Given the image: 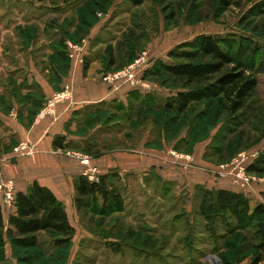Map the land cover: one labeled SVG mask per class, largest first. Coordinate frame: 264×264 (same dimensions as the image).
I'll return each mask as SVG.
<instances>
[{"label":"rangeland","instance_id":"374dc122","mask_svg":"<svg viewBox=\"0 0 264 264\" xmlns=\"http://www.w3.org/2000/svg\"><path fill=\"white\" fill-rule=\"evenodd\" d=\"M201 34L260 49L258 96L264 104V0H143L138 7L131 0H0V157L16 154V147L28 143H21L17 127L36 121L48 101L44 85L62 81L58 73L66 71L68 44L84 47L82 65L102 66L104 82L106 74L143 52L153 64L173 62L167 53ZM145 80L154 86L151 93L159 104L175 92L173 81L164 87L156 77ZM142 101L128 95L81 108L70 120L73 130L67 127L74 142L69 152L88 156L94 167L93 160L106 155L130 156L144 149L190 156L194 163L182 166L178 163L186 160L175 157L164 173L158 167L110 170L120 174L110 182L121 195L122 210L106 216L99 213L100 206L68 210L76 230L71 243L56 247L46 233L40 234L36 249H13L7 242L0 264L252 262L257 222L237 230L228 216L207 220L201 214L200 188L217 190L228 178L233 184L222 167L239 153L257 150L264 155V112L237 120L212 101L176 115ZM199 166L219 172L216 181L201 180ZM250 176L253 182L241 193L254 209L264 205V173Z\"/></svg>","mask_w":264,"mask_h":264},{"label":"trees","instance_id":"16d2710c","mask_svg":"<svg viewBox=\"0 0 264 264\" xmlns=\"http://www.w3.org/2000/svg\"><path fill=\"white\" fill-rule=\"evenodd\" d=\"M131 1L137 7L143 4V0ZM65 53L68 57V49ZM259 53V48L244 42L231 43L220 36L201 34L171 49L167 57L173 62L156 61L144 73V79L156 77L164 87L170 81L174 82L175 92L166 97L162 104L156 102L157 98L152 93L131 90L129 95H137L143 101L152 102L160 110L176 115L185 114L197 103L216 101L222 110L229 112L235 119L248 121V113L251 116L256 111L264 112V104L258 96V75L262 73L257 65ZM70 65L68 57L64 75H67ZM89 65V62L84 64L85 71ZM58 76L63 79L62 74L58 73ZM73 146V140H68L64 135L56 136L53 141L55 150L68 152ZM247 172L264 173V155L250 163ZM112 177L119 178L120 174H103L98 182H91L83 175L78 177L75 197L77 211H85L90 207L97 210L100 206L99 213L106 216L122 210L121 195L112 186ZM200 189L204 192L201 214L207 220L216 215L228 216L234 221L237 230L248 229L254 221L257 222L255 237L258 243L254 246L255 257L250 264L264 262V205L257 204L251 209L248 198L241 192ZM13 210L6 223L4 213ZM9 211L0 203V251L7 242L13 249H36L40 246L42 233L52 238L56 247H65L76 234L64 204L52 190L36 181L27 192H17L14 208Z\"/></svg>","mask_w":264,"mask_h":264},{"label":"crops","instance_id":"0c3cea01","mask_svg":"<svg viewBox=\"0 0 264 264\" xmlns=\"http://www.w3.org/2000/svg\"><path fill=\"white\" fill-rule=\"evenodd\" d=\"M103 73L105 71H103L102 66L90 64L85 71L84 65L75 61L70 65L67 75H63L61 82L54 81L52 84L50 82L46 85L43 84L45 86V100L62 90L66 83L72 86V96L70 100H66L57 106L55 116L39 122L33 121L28 128L18 124L20 128L17 127V132L21 143H30L33 147L32 153L27 156H16V154L10 153L0 157V174L15 181L17 192H27L30 185L36 181L52 190L58 200L64 204L66 211H75L76 181L78 177L82 176L84 166L77 158L68 155L67 152L55 150L53 141L58 135L67 136L68 140L72 139L69 138L67 127L69 130H73L74 127L69 124L70 120L81 108L109 99H124L129 95L130 88L123 86L114 91L108 84L101 81L100 76ZM57 86H60V90H57ZM124 155L121 153L106 155L93 160V163L99 168L101 175L107 174L113 169L124 172L149 170L153 167L161 168L160 171L164 173L165 169L173 165L171 163L174 161L176 163L175 157L171 153L163 156L147 149L138 151L135 155ZM193 161L192 158L190 162L183 161L184 164L183 162L178 164L185 166ZM161 164L164 165L161 166ZM199 168L198 170L202 172L199 177L201 180L213 182V177L215 178L214 181L218 178L219 172L216 170L201 171V166ZM199 174L196 175L199 176ZM228 179L221 182L217 190L225 189L239 192L234 189L231 178ZM13 212L14 210L5 213L8 217Z\"/></svg>","mask_w":264,"mask_h":264},{"label":"built area","instance_id":"2783aa9c","mask_svg":"<svg viewBox=\"0 0 264 264\" xmlns=\"http://www.w3.org/2000/svg\"><path fill=\"white\" fill-rule=\"evenodd\" d=\"M84 47L79 45L68 44L69 58L79 63L83 62ZM153 62L147 52H143L138 58L131 64L124 68L108 73L103 77L110 88L114 91L119 90L122 86H128L131 90H137L141 93H151L154 91V86L147 82L143 76L144 73L152 66ZM72 96V86L66 84L61 92L56 93L53 97L48 99L45 107L39 112L36 122L48 118V116H54L56 108L59 104L66 100H70ZM33 151V147L30 143L22 144L14 149L16 155H30ZM68 155L77 158L84 166L82 175L91 182H98L101 176V172L97 167L91 166V161L88 156L80 155L78 153L67 152ZM174 157L178 159H185L190 162L192 158L190 156L178 155L173 153ZM259 156L257 150L244 151L236 155L229 164L222 167V175L231 176L233 178V184L239 192H245L248 186L251 185L254 178L247 172V166L252 163ZM16 183L13 179L5 178L0 174V203L3 207L9 211L14 208L16 200Z\"/></svg>","mask_w":264,"mask_h":264}]
</instances>
